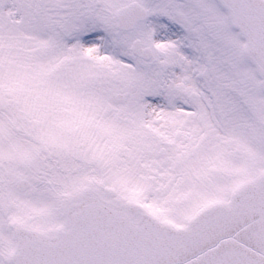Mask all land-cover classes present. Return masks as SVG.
<instances>
[{"label":"snow or ice","instance_id":"6c2138e0","mask_svg":"<svg viewBox=\"0 0 264 264\" xmlns=\"http://www.w3.org/2000/svg\"><path fill=\"white\" fill-rule=\"evenodd\" d=\"M0 264H264V0H0Z\"/></svg>","mask_w":264,"mask_h":264}]
</instances>
